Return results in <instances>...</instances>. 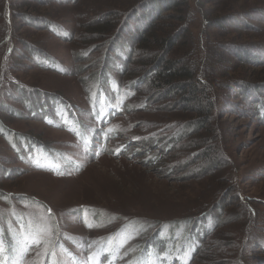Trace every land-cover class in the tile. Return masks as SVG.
<instances>
[{
    "label": "rangeland",
    "instance_id": "374dc122",
    "mask_svg": "<svg viewBox=\"0 0 264 264\" xmlns=\"http://www.w3.org/2000/svg\"><path fill=\"white\" fill-rule=\"evenodd\" d=\"M5 1L0 0V83L8 67L7 81L17 78L56 92L60 106L73 102L85 111L86 124L73 125L60 114L55 123L61 128L51 129L39 118L15 117L0 109V119L12 131L40 139L33 141L31 163L26 164L0 136V261L50 264L55 252L57 264H188L203 242L190 264H264V116L248 103L249 95L258 99L250 86L247 96L232 92L242 86L232 84L239 79L264 87V0H210L200 15L197 0H188L192 20L179 49L185 48L189 35L197 40L203 23L214 19L204 31L218 59V99L208 125L171 147L180 125L193 121L197 113L170 107V97H151L147 107L137 108L148 95L145 84L129 100L109 89V107L116 105L118 114L107 111L111 116L104 130L91 115L99 87L94 78L100 79L107 42L127 16L121 30L127 37L142 36L153 22L139 27L151 19L145 9L126 15L142 0H11V23L4 14ZM181 9L170 10L178 18L164 21L173 29H162L174 34L182 28ZM23 14L46 19L33 25ZM47 19L56 23L60 35L49 30ZM108 27L113 29L109 35ZM7 35L11 41L3 44ZM29 44L42 59L25 49ZM138 58L130 57L126 71L116 73L122 84L130 81V69L139 70ZM39 59L62 68H40ZM19 85L13 86L14 94ZM9 102L26 109L15 98ZM62 128H85L93 152ZM164 136L169 140L160 148L145 146V140ZM201 138L213 140L200 144ZM211 207L209 223L217 222L213 229L195 221ZM203 227L205 236L198 233Z\"/></svg>",
    "mask_w": 264,
    "mask_h": 264
},
{
    "label": "trees",
    "instance_id": "16d2710c",
    "mask_svg": "<svg viewBox=\"0 0 264 264\" xmlns=\"http://www.w3.org/2000/svg\"><path fill=\"white\" fill-rule=\"evenodd\" d=\"M39 1V0H38ZM45 1V0H44ZM68 3L71 0H67ZM75 0H72L71 3H73ZM142 0L137 5L133 6L131 10L126 13V15L133 14V12H136L139 14V11L146 12V16L149 14L151 16V19H147V22L143 20L144 25H140L139 27L143 28L146 23L153 20V22L150 24L148 29L142 34H137L133 36V34H130L129 37L126 35H123L124 29H122V26L125 24L126 20L128 19V16L126 19L120 24V26L117 28V31L114 33L113 37L109 39L107 42V51L104 57V62L101 69H99L98 74L100 79L94 78L96 82L98 83V90L96 91V100H95V108L94 112L91 115L93 116V119L95 118V121L100 124V126L103 127L102 130L105 129V126L107 125L106 122L109 121L108 112H115L117 106L112 105L111 108L109 107L110 101L107 100L109 89L115 94V95H124L128 96V100L130 98H134L135 95L141 90V86H144V84L147 86V97L145 102H141L135 106L139 109H144L148 106V101L151 97L152 98H158V100L166 99V97H170V107L174 109H181V110H189L192 112H196L197 116L193 119V121L186 122V124H182V130H178V134L174 136L175 142L170 143V147L172 144L181 142L185 140V138L188 137V134L192 131H196L200 129L201 127L207 126L208 123L211 121L212 112L214 110V106L216 104V100L218 99L217 92L214 89V85L217 82L215 75H217V68H218V60L216 58V55H212V53H216L215 47H211L210 44V35L209 33H206L204 29L207 27V23L213 22L214 19L203 23V31H201L197 37V40L189 35V40L187 41L185 48L182 50L180 46L182 45V37L183 35L189 30L188 25L191 23L189 21L192 20V13L189 9V3L188 0ZM57 2H65L64 0H57ZM210 0H197L196 2V10L198 11V14H204L205 10L203 7L207 3H209ZM179 6H182L181 12H183V16L179 17V21L183 22V26L181 29L174 32V34H171V30L169 29H162L164 24V21H171L172 19H176V15L174 13L170 12V10H177ZM11 8H12V2L11 0L5 1V17L8 23H11V19H13V15L11 14ZM24 18L28 19L31 24L34 25L32 22L38 21L37 19L41 20V18L46 19L43 16H34L32 17V14H23ZM30 18H28V17ZM148 16V17H149ZM33 18V19H32ZM142 20V19H141ZM47 21L50 22L48 25L49 30L59 34L58 27L54 26L56 24L54 21L47 19ZM189 21V22H188ZM220 27L222 26L223 20L219 22ZM59 25V24H58ZM163 25V26H162ZM36 26V25H35ZM212 27V25H209ZM59 27H61L59 25ZM112 27V26H111ZM111 27H108L106 30V34L109 35V32L113 30ZM165 27H169L173 29V24L166 23ZM140 28V29H141ZM121 32V33H120ZM72 39V38H71ZM196 40V41H195ZM6 41V42H5ZM11 41V35H7L4 37L2 43L6 44ZM30 46L27 45L25 49H27L32 55H40L41 59L43 58V55L39 53V51L33 50L32 47L28 48ZM8 49V48H7ZM186 49L185 52H183ZM179 50L178 55H174L176 51ZM211 50L213 51L211 53ZM211 53V54H210ZM214 53V54H215ZM135 54H139V58L137 60L138 65H140V68L137 72L133 71L135 68H132L128 71V76H130V81H128L125 84H122L123 81H119L116 78V73L119 72L123 74L125 68L127 67L126 61L129 60L130 57H132ZM170 55H174L173 58L170 57ZM197 55H203L201 57H198ZM143 56V57H142ZM215 56V57H214ZM243 58L247 57L249 59L253 58L251 55H241ZM36 61V58H33ZM47 60H49V57H46ZM44 60H38L37 63L39 64L40 68H47L51 70H57L59 68H62L60 65L52 66L50 63L47 64ZM145 59L144 61H142ZM10 57L8 58L7 63L9 62ZM131 60V59H130ZM129 60V61H130ZM41 63H40V62ZM1 62V61H0ZM45 63V64H44ZM125 64V65H124ZM221 65V64H220ZM12 67V64H11ZM10 67V69H11ZM127 69V68H126ZM8 67L4 71H2L3 79L0 83L1 86L5 87L3 88V91L0 92V109L8 111L10 114H14L15 117H22L24 115L25 118H39L42 120V123L51 128V129H57L61 128L59 125L55 123V120L58 115L64 116L68 119V123H72L73 125H76L77 123L80 124H86L85 120L83 119V113L85 111L80 110L73 102H70V107L64 108L60 106L56 102V98L59 96L56 92L47 91L45 89H40L37 87H30L29 85L22 84L21 80L11 78L10 80L9 74H7ZM1 72V67H0ZM9 73V72H8ZM223 73H221L222 75ZM6 79V82L4 80ZM223 79V77H222ZM15 80H17L15 82ZM9 82V83H8ZM16 84H20L17 93L14 94L13 92V86L15 87ZM232 84H242V86L236 87V90L232 91L237 92V95L243 96L246 92L249 94L251 91L249 89V86L254 91V94L257 95L258 99L254 100L252 95L248 96V103L253 105V107L258 108L260 111L258 112V115L262 117L264 116V87L261 88L257 83H250L248 81L244 80H234ZM8 87L6 88V86ZM105 85V86H103ZM109 86V88H108ZM2 89V88H1ZM245 89V90H243ZM10 92V94H6V92ZM8 92V93H9ZM21 93V94H19ZM246 93V96H247ZM154 95V97H153ZM164 96V98H163ZM1 97L5 100L2 101ZM93 97V95H92ZM9 98H15L18 101H20L21 104L25 106V111H21V109L16 108L15 105H13V102H9ZM89 101L91 102V98H89ZM226 104H228L226 102ZM106 105V108H105ZM76 108H75V107ZM135 106L133 108H135ZM110 108V110H109ZM125 108V107H124ZM78 111L77 115L79 116V120L75 119L74 114ZM100 112L103 114L102 117H100ZM118 113L114 114L117 115ZM13 116V115H12ZM91 116V119H92ZM179 128V127H178ZM65 129V128H62ZM93 129V128H92ZM180 129V128H179ZM66 130V129H65ZM95 132L98 129H93ZM101 130V131H102ZM69 133H71L77 141L83 146L84 149H87L88 152L92 153L94 148H91L87 145L86 142V136L87 131L85 128H82V131L79 129H69L66 130ZM197 132V131H196ZM167 134V133H166ZM0 136L7 142L9 148H11L13 151H15L17 154H19L22 161H24L26 164L31 163V157L30 155L34 151L33 141L34 140H40L36 136L28 135L27 133L23 131H12L11 128L5 124L3 121V118L0 119ZM113 135H108L106 137L107 142L109 141V138L112 139ZM166 136V135H165ZM160 137L156 140L151 141V139L145 140V146L156 147L160 148V146H163L167 140H169L167 137ZM162 138V140H161ZM171 138V137H170ZM202 141L205 144L211 143L212 138H201ZM163 143V145H162ZM181 144V143H180ZM204 144V145H205ZM169 143L165 145V150L162 149V152L167 151ZM175 145V144H174ZM191 145V144H189ZM207 146V145H206ZM50 148V147H48ZM65 152V150H62ZM95 153H101L99 149L94 150ZM163 152V154H164ZM162 155V153H161ZM164 160V159H163ZM5 168L4 166H2ZM30 169V168H29ZM1 173V168H0ZM30 198V197H29ZM8 201V200H7ZM219 206V205H218ZM214 208H209L206 212H202L198 214L195 219V221H203L204 225H207L213 217V214H211V211ZM221 209V206H219V210ZM213 212V211H212ZM216 215V214H215ZM255 216V212L253 213ZM217 216H219L217 214ZM193 218V217H189ZM214 219V218H213ZM217 222L213 221L212 224L209 223V226L211 229H213ZM207 229L202 228V231H199L200 235H204V231L206 232ZM205 236V235H204ZM246 236H248L246 234ZM253 236H248V240L253 241ZM205 239V238H204ZM207 239V238H206ZM261 241V240H260ZM257 242V241H256ZM203 242L201 243V245ZM198 248L197 251L194 252V254L191 256L189 263L193 259L196 253L200 251L201 248ZM253 244L249 243V246Z\"/></svg>",
    "mask_w": 264,
    "mask_h": 264
},
{
    "label": "snow or ice",
    "instance_id": "6c2138e0",
    "mask_svg": "<svg viewBox=\"0 0 264 264\" xmlns=\"http://www.w3.org/2000/svg\"><path fill=\"white\" fill-rule=\"evenodd\" d=\"M48 211H49V213L51 212L50 209H49ZM87 226H88L89 228L93 227L92 224H88ZM40 242H41L40 240H35V241H34V243H36L37 245H38ZM0 244H2V242H0ZM0 251H2V247H0ZM45 255H47V253H45ZM55 256H56V254H55V252H53V253L51 254V257H52V258L50 259V264H57V261H56V259H55ZM0 264H3V262L0 261ZM40 264H43V261H41Z\"/></svg>",
    "mask_w": 264,
    "mask_h": 264
}]
</instances>
